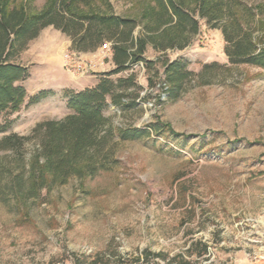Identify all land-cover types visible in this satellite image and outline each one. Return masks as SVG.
<instances>
[{
  "label": "rangeland",
  "instance_id": "1",
  "mask_svg": "<svg viewBox=\"0 0 264 264\" xmlns=\"http://www.w3.org/2000/svg\"><path fill=\"white\" fill-rule=\"evenodd\" d=\"M45 2L37 0V8ZM244 2L264 18L255 8L264 0ZM111 3L117 15L138 19L135 36L145 32L149 0ZM71 45L66 34L48 26L20 53L17 62L31 72L23 83L28 95L0 138L29 135L41 122L63 119L72 112L67 86H95L116 68L112 54L101 59L99 72L72 76L64 67ZM225 45L222 31L205 19L182 49L148 45L150 64L129 63L110 76L116 81L134 74L137 86H118L127 89L126 105L109 100L104 114L115 130L138 128L149 135L122 139L116 133L104 150L113 154L104 162L95 159L93 171L23 204L0 183V264H87L98 253L135 261L146 259V252L156 264L176 255L190 264H240V256L264 261V69L231 63ZM98 52L85 54L95 59ZM176 59L192 73L174 95L164 69ZM44 90L48 94L32 102ZM35 147L36 139L28 141L26 155ZM198 241L208 246L201 257L188 251Z\"/></svg>",
  "mask_w": 264,
  "mask_h": 264
},
{
  "label": "trees",
  "instance_id": "2",
  "mask_svg": "<svg viewBox=\"0 0 264 264\" xmlns=\"http://www.w3.org/2000/svg\"><path fill=\"white\" fill-rule=\"evenodd\" d=\"M36 1L0 0V133L10 129L14 123L11 116L21 110L28 95L23 83L30 77V68L17 62V58L46 27L54 26L66 34L71 39V49L83 53L96 51L106 41L112 42L116 68L103 73L104 77L95 86L80 91L66 88L65 97L72 112L63 119L41 122L29 135L10 132L0 138V152H9L0 156V183L18 204L43 189L66 183L73 175L83 176L93 171L95 159L103 161L111 156L109 153L113 154L104 150L116 133L122 139L150 134L138 128L126 132L115 130L104 114L109 100L126 105L127 89L118 91V86L128 82L137 86L134 74L116 81L110 76L126 69L129 63L146 60L148 45L161 50L182 49L199 32L200 20L205 19L207 25L222 31L231 63L246 62L264 69V18L244 0H149L143 14L145 32L138 36L134 35L138 19L117 15L111 0H46L41 9ZM255 8L264 12V4ZM254 30L262 31L261 36H255ZM191 73L183 59L166 64L164 75L172 94H178ZM47 94L48 91H40L32 102ZM32 139H36L37 147L27 156V142ZM10 156L14 158L10 160ZM100 166L105 167L104 163ZM188 251L201 257L207 253L208 246L198 241ZM151 255L146 252L144 260L153 258ZM138 261L139 257L135 261L121 256L112 260L98 253L84 262L133 264ZM82 262L77 259V264ZM167 264H190V261L176 255L168 257Z\"/></svg>",
  "mask_w": 264,
  "mask_h": 264
},
{
  "label": "built area",
  "instance_id": "3",
  "mask_svg": "<svg viewBox=\"0 0 264 264\" xmlns=\"http://www.w3.org/2000/svg\"><path fill=\"white\" fill-rule=\"evenodd\" d=\"M113 54L112 42H105L99 48V52L95 54V59L88 58L85 53L71 49L64 54V67L66 71L74 77H84L99 72V68L103 66V60L105 57H109ZM88 252H92V249H88ZM208 253V251H207ZM206 253V254H207ZM205 254V255H206ZM114 260L116 257L107 256ZM124 258H126L124 256ZM133 264H156L154 261H144L143 258Z\"/></svg>",
  "mask_w": 264,
  "mask_h": 264
},
{
  "label": "crops",
  "instance_id": "4",
  "mask_svg": "<svg viewBox=\"0 0 264 264\" xmlns=\"http://www.w3.org/2000/svg\"><path fill=\"white\" fill-rule=\"evenodd\" d=\"M68 88H72L76 91L83 90L84 88L90 87L88 85H85L83 87H76V86H67ZM240 264H264V261H251L249 259H246L245 257L240 256Z\"/></svg>",
  "mask_w": 264,
  "mask_h": 264
}]
</instances>
